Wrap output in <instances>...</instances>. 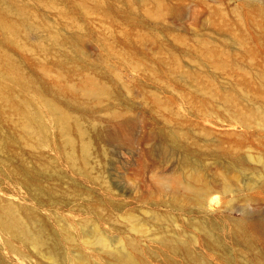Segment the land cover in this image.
Instances as JSON below:
<instances>
[{
    "label": "bare ground",
    "instance_id": "6f19581e",
    "mask_svg": "<svg viewBox=\"0 0 264 264\" xmlns=\"http://www.w3.org/2000/svg\"><path fill=\"white\" fill-rule=\"evenodd\" d=\"M117 1L124 5L113 4ZM42 10L57 15L56 22H51ZM257 11L264 19V9ZM117 12L123 14L128 25L139 24L138 12L155 25L164 23L168 15L180 13L179 7L169 0H0V264H13L14 259L30 264H44V260L50 264H158L156 258L159 264H236V259L216 251L224 243L222 232L226 231L237 244L251 250L255 239L264 231V223L244 214L225 220V227L218 224L217 227L212 222L214 219H196L191 214L188 204L195 203L201 208L211 185L202 164L189 157L190 150L181 143L179 132L180 135L171 130L170 137L174 150L183 148L180 160L183 176L157 177L158 188L170 193L171 200L167 214H160L163 223L156 226L155 238L147 239L145 244L140 243L145 234L142 222L125 213L124 220L133 234L117 233L114 245L115 239L106 228L108 221L100 211L102 199L90 197L91 188L84 191L89 198L78 205V197L74 195L80 189L74 183H69L63 191L57 184V188L54 183L45 184L53 178L46 182L43 178L63 179L58 169L61 166L89 184H105L101 171L94 170L93 137L86 125V121L92 122L89 118L95 109H103L107 119L119 124V128L104 132L105 139L128 137L131 120L110 101L118 98L120 92L95 74H82L87 65L95 67L84 45L88 37L85 23H90L96 14L113 25ZM214 24L221 30H230L232 41L243 51H231L223 45L219 48L215 45L217 41L214 44L211 38L198 35L187 56L199 66L183 69L181 58L171 52V76L194 87V93L202 96L204 107L223 108L229 112L230 121L240 122L249 132L260 128L264 135V102L258 101L264 98V68H258L257 50L248 46L244 33L234 32L224 14L221 22ZM256 25L260 27L257 36L264 42V20ZM157 32L141 33L139 40L154 42L163 49ZM96 40L106 52L103 68L110 71L106 56L115 54L111 36H98ZM179 43L188 46L183 38H179ZM6 47L40 54L39 76L28 74ZM50 59L58 68L55 73L46 64ZM124 59L134 69L141 64L130 56L125 55ZM70 71L80 74L81 82L68 81L66 73ZM221 76L227 79V86L218 84L217 78ZM48 77L53 78L50 85L44 83ZM122 88L130 92L127 83L123 82ZM153 99L159 107L170 109L159 95L154 94ZM212 151L210 154L221 163L222 152ZM25 152L30 153L32 165ZM227 155L220 176L225 181L223 189L229 194L234 193L238 172L251 162L264 171L262 157H242L236 152ZM258 176L255 188H264V172L258 171ZM66 195L71 196L69 210L57 206ZM242 195L252 199L249 192ZM79 212L84 216L77 218ZM156 214L148 218L153 221ZM186 229L192 233L186 235ZM198 238L202 239L203 248ZM247 264L254 261L247 260Z\"/></svg>",
    "mask_w": 264,
    "mask_h": 264
},
{
    "label": "rangeland",
    "instance_id": "374dc122",
    "mask_svg": "<svg viewBox=\"0 0 264 264\" xmlns=\"http://www.w3.org/2000/svg\"><path fill=\"white\" fill-rule=\"evenodd\" d=\"M169 3L178 6L180 13L168 15L164 23L157 25L146 19L142 12L136 14L139 21L137 25H128L120 12L115 13L117 21L113 25L96 14L92 16L90 23H85L88 37L84 45L95 67L87 65L82 74H95L94 76L102 82L113 85L120 92L118 98L110 101L116 108L123 111L125 118L131 120L132 125L128 130V137L121 133L123 137L107 140L103 137L104 132L119 128L117 121L107 119L105 111L101 108L95 109L92 118H89L92 122L86 121L93 137V160L96 165L94 170L97 173L101 171L99 173L104 176L105 184H89L65 166L58 168L63 179L43 178L45 182L53 178L54 180L45 184L53 186L54 183V187L58 185V189L62 191L67 189L69 183L77 185L80 191H76L74 197H78L76 198L78 205H81L90 195L94 199H102L100 211L103 218L108 221L106 228L111 231L110 237L113 240L117 233L122 236L133 234L124 220L125 213L133 214L142 222L145 234L140 239L141 244L153 238L156 226L163 223L160 221L162 216L167 214L166 208L170 204L171 197L170 193L158 188L157 177L175 174L183 176L180 161L183 148L179 146L174 150V143L170 137L171 130L181 134H179L182 137L181 143L190 150L189 157L197 159V163L202 164L205 171L203 173L211 185V190L206 195L208 196L206 202L201 208L195 203L188 204L191 214L196 216V219L207 218L211 221L214 219L212 222L219 227H225L223 223L225 220L244 214L264 223V188H255L259 180L258 171L264 172L262 168L251 162L245 170L238 172L237 181L233 185L235 189L233 194L224 191L225 181L220 176V173L225 170L229 152L239 153L242 157L247 155L254 158L262 157L264 162L262 131L256 128L255 132H249L240 122L230 121L229 112L223 108L211 105L204 107L203 98L200 94L194 93V87L189 86L183 79H175L171 76L169 58V53L174 52L181 58V68L192 69L199 66L187 56L188 48L191 49L196 45L198 35L211 38L214 44L217 41L215 45L219 48L227 46L231 51H243L242 48L238 49L232 41L233 34L230 30H221L214 24L221 22L222 14H224L234 32L238 30V33H244L248 46L251 45L257 50L256 61L260 66L257 67L264 68V42L257 36L260 27L256 25L257 21L264 20L257 11L258 8L264 9V0H169ZM67 4L71 6L70 1H67ZM113 4L124 5L122 1L113 2ZM42 12L50 16L51 22L58 18L51 11L42 10ZM78 16L84 22L82 17ZM155 31H158L163 49L154 42L142 43L139 40L141 33ZM103 35L111 36L115 47V54L106 56L111 66L110 71L103 68L102 61L106 52L101 43L96 40L98 36ZM179 38L185 39L189 47L179 43ZM6 50L28 74L39 76L37 64L38 59H41L40 54L37 56L36 53L17 51L11 47H6ZM125 55L140 61L139 67L134 69L129 60L124 59ZM1 62L0 58V66ZM46 64L53 73L57 72L58 68L53 60L50 59ZM203 69L209 70L208 67ZM80 76L72 71L66 73L67 80L75 83L81 82ZM217 80L219 85H228L225 76L218 77ZM52 82V77L44 79L45 84L50 85ZM123 82L130 86V92L122 88ZM154 94L159 95L161 101L168 103L170 111L156 104L153 99ZM262 99L259 98L258 101L264 102V98ZM4 128L7 130V127ZM237 143L240 147H236ZM212 150L222 152L221 159L219 158L221 163L216 162L214 156L210 154ZM29 154L25 152L30 164L32 160ZM89 188L92 192L88 196L84 191ZM80 192L81 194L78 195ZM241 192H249L252 199L244 198ZM66 196L60 199L57 206L62 205L69 210L72 208L71 196ZM154 213H157V219L152 221L149 218ZM83 216L79 212L77 218ZM184 233L188 235L192 232L186 229ZM221 237L224 245L216 248L220 254L236 259V264H247V260L251 263L254 261V264H264V231L255 239L251 250H246L243 245L237 244L226 231L222 232ZM198 239L200 240L198 245L203 248L202 239ZM111 242L114 244L113 241ZM156 261L160 263L158 258ZM13 264L30 263L14 259ZM44 264H50V261L44 260Z\"/></svg>",
    "mask_w": 264,
    "mask_h": 264
}]
</instances>
